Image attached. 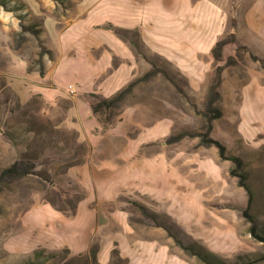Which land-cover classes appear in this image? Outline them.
Here are the masks:
<instances>
[{
  "label": "rangeland",
  "instance_id": "rangeland-1",
  "mask_svg": "<svg viewBox=\"0 0 264 264\" xmlns=\"http://www.w3.org/2000/svg\"><path fill=\"white\" fill-rule=\"evenodd\" d=\"M231 1L0 0V170L17 160L34 166L31 173L0 183V264H93L88 252L77 256L63 246L51 249L49 230L41 224L43 218L58 222L51 208H36L28 220L36 204L74 210L84 190L72 175L82 173L76 170L70 176L69 170L84 160L107 179L106 192H124L109 206L128 212L130 223L140 230L136 234L166 244L173 257L168 264L206 263L144 219L139 204L169 215L220 264H264V259L254 261L264 254V241L250 235L242 214L247 209L257 219V232L264 234V136L250 142L238 130L240 90L251 75H264V56L248 46L236 50L230 42L216 62L209 50L231 33L215 17L214 6ZM196 15L204 17L197 22L191 18ZM152 17H175L169 34L172 41L181 37L175 47L185 48L176 50L175 57L185 64H173L184 72L187 67L192 80L163 57L149 54L138 33L127 27L141 20L152 23ZM110 25L124 29L121 35L126 36ZM159 28L153 29L157 37ZM180 28L184 37L177 32ZM123 40L132 46L136 64H122L114 56L124 51ZM41 42L53 49V64V58L40 55ZM41 62L43 76L38 73ZM216 65L223 67L220 97L213 104L220 113L210 136L225 144L227 155L240 158L253 195L249 207L246 190L228 173L235 167L232 161L220 158L214 145L200 144L199 134L207 125L202 112ZM137 78L113 107L112 123L88 116L86 102L95 100L91 93L110 95ZM245 122L251 129L262 121L249 116ZM185 131L198 135L166 142L169 135ZM102 230L98 225L91 231L94 242ZM108 264L128 263L110 259Z\"/></svg>",
  "mask_w": 264,
  "mask_h": 264
},
{
  "label": "crops",
  "instance_id": "crops-1",
  "mask_svg": "<svg viewBox=\"0 0 264 264\" xmlns=\"http://www.w3.org/2000/svg\"><path fill=\"white\" fill-rule=\"evenodd\" d=\"M214 7L217 11V15H215V17H221L223 19L222 25L226 28V30L229 27L239 42L248 46L259 56H264V0H232L226 6L215 5ZM201 17L204 16L196 15L191 18L192 20L198 22ZM174 18L175 17H156L153 19L152 17V23L151 21L146 23L141 20L139 22L140 24L138 22H133L127 25L129 30L133 29L137 31L141 43L144 44L146 51L149 54L161 56L173 66H175L173 61L176 60L175 51L185 48L175 47V45L181 43V37L179 34L174 36L177 38L175 41H172V38L170 37L169 33L172 32V29L169 28L171 24L170 20H173ZM188 18L189 17L187 16V19ZM231 20L234 21L233 27L228 26V23ZM69 23L70 21H68V24ZM151 24L152 31L150 30ZM154 27H160V37H157L154 33ZM177 32L184 37L182 28L178 29ZM123 42L124 51L118 52V55L116 54L114 56L119 57L122 64L131 60L134 64L139 62L130 43H127L124 40ZM211 48L212 47L209 48L210 51ZM106 50L111 51V48L107 47ZM51 51L53 53L51 63L53 64L56 58L54 57L53 49H51ZM194 54L196 55L195 52ZM176 61H180L185 64L183 60ZM175 67L181 70L190 80H192L186 72L187 67L185 72L182 67ZM47 70L44 78H47L48 76L49 66ZM263 77L264 75L262 72L251 75L249 80L243 84V87L240 90V121L238 124V130L244 139L250 142L252 140L254 141L258 134L264 136ZM113 93L114 92L111 94ZM101 95L104 97L110 96L107 94ZM86 106H88V116L92 117L93 114L91 113L88 101L86 102ZM253 115L258 117V119L262 122H254L257 126L253 127V123L251 129H249L245 120L248 121V117H254ZM77 133L79 137V131H77ZM76 170L82 174L72 176L84 190V195L83 198L77 202L71 213L60 211L48 203H43L36 204L29 213V218L27 217L28 220L32 219V215L38 207H41L40 209H43V206L51 208V211L59 219H56V222H58L53 224L52 218V221L50 218H43V221L41 222V224L43 223L46 225L45 227L49 230L47 243L53 244L51 249H55L53 246H58V248L63 246L68 249L71 255H84L88 252L94 238L97 239L96 236L94 237V235L91 234V231L96 226L102 225L103 230L99 236L97 251V260L99 264H108L113 247L118 249L120 257L126 259L128 264H168L173 257L169 254L166 244L160 242L157 238L138 236L136 233L140 230L137 229L136 231L134 229L132 223H130L131 218L128 212L121 208L109 206V203L115 201V199L120 195H123L124 192H121L119 195L106 192L104 182H107V179L102 177L103 175L98 173L93 166L85 160L77 166L70 168V176L71 173ZM140 194L152 196V194ZM93 205L97 206L98 209L95 211L92 210L91 207ZM149 233L150 231H147V234Z\"/></svg>",
  "mask_w": 264,
  "mask_h": 264
},
{
  "label": "trees",
  "instance_id": "trees-1",
  "mask_svg": "<svg viewBox=\"0 0 264 264\" xmlns=\"http://www.w3.org/2000/svg\"><path fill=\"white\" fill-rule=\"evenodd\" d=\"M2 2V1H1ZM113 31L116 33H120V37H125L121 35L125 33L124 29L109 26ZM134 32H137L134 30ZM233 42L235 44L236 50H246L247 46L241 44L236 40L235 34L233 32L229 33L227 37L219 38L215 41L211 48V55L214 61L219 62L222 60V50L227 43ZM42 51L40 55L47 54L50 59L53 58V53L50 49L44 47V44L41 42ZM251 57L254 60H260V58L251 53ZM152 63V60H150ZM263 63V61H261ZM45 63L41 62V66L38 69V73L40 76H43L44 65ZM264 64V63H263ZM223 67L221 65H216L214 69V76L212 82L209 86L208 91V100L204 111L202 112L205 120H206V129L199 134L200 136V144L201 145H214L217 148L218 155L222 159H229L234 164V168H231L228 173L231 176H237L238 185L243 187L247 192V207L250 206L252 202V191L248 184L246 183V175L241 170V160L238 156L235 155H227L226 154V146L225 144L216 138L210 136V131L212 128V121L219 116V109L214 107V102L217 101L220 97L219 86L221 83V73ZM31 70L28 68V71ZM155 72L154 69H150L149 71L145 72L141 78L148 77L152 73ZM139 80V78L129 81L125 86L121 89L115 91L111 96L104 97L99 93H91V96L95 98V100L90 101V109L91 113L98 118V120L103 124H110L114 121V115L112 113V109L116 106L126 95V93L132 88V86ZM197 133H187L179 132L176 134H171L167 137L166 142H172L183 138L185 135H196ZM198 135V134H197ZM34 169L32 163H27L22 160H17L11 163L9 166L4 167L0 170V183L7 181V180H14L19 177L25 176L31 173ZM54 206V205H52ZM138 207L141 209L143 213V218H149L152 220V224L155 226H160L165 229L168 234L174 238V240L185 250H188L192 254H195L198 258H200L206 264H220V259L215 257L212 254H208L204 251L201 246L196 245L193 241L192 237L186 233L181 226L177 225L174 221H172L171 217L165 213H159L155 210H150L148 207L139 204ZM58 209V208H56ZM61 210V209H58ZM63 211V210H62ZM243 216L249 222L248 232L254 238L259 241H264V234H260L257 232V219L251 215L247 209L242 211ZM144 218V219H146ZM94 242V241H93ZM90 245L89 251L87 253L88 257L91 258L93 264H99L97 260V251H98V243L94 242ZM87 257V258H88ZM217 258V259H216ZM110 259H118L119 261H126V259L120 257L119 251L116 247H113L110 253ZM264 259V254L256 257L254 261ZM252 261V262H254Z\"/></svg>",
  "mask_w": 264,
  "mask_h": 264
}]
</instances>
